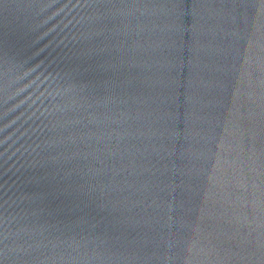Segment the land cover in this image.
<instances>
[{"label": "water", "instance_id": "obj_1", "mask_svg": "<svg viewBox=\"0 0 264 264\" xmlns=\"http://www.w3.org/2000/svg\"><path fill=\"white\" fill-rule=\"evenodd\" d=\"M264 181V0H0V251Z\"/></svg>", "mask_w": 264, "mask_h": 264}]
</instances>
